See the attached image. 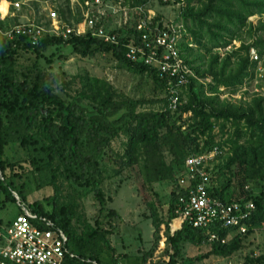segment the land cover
<instances>
[{
    "label": "trees",
    "instance_id": "trees-1",
    "mask_svg": "<svg viewBox=\"0 0 264 264\" xmlns=\"http://www.w3.org/2000/svg\"><path fill=\"white\" fill-rule=\"evenodd\" d=\"M152 1L128 3L130 7H143ZM158 1L165 6L182 5L181 16L192 39L189 43L196 48L190 47L185 34L179 48L194 77L181 88L180 103L174 110L170 109L168 95L170 80L157 67L127 59L130 38L113 45L91 34L45 36L37 43L27 35L14 40L0 37V209L6 208L8 202L17 203L16 195L31 204L35 215L47 219L68 237V249L74 257L69 255L66 264H118L111 236L118 232L121 218L108 207L103 189L108 176L101 159L112 164L117 159L120 167L114 174L121 175L123 170L133 174L145 200L154 192V185H169L165 226L170 232L178 220V185L187 160L215 148L225 152L228 147V151L226 157H219L221 162L211 172L209 195L243 207L253 203L256 210L245 222L249 232L243 235L221 226L196 229L182 223L169 236V261L158 264H178L182 244L211 246L212 251L205 257L222 259L240 254L251 235L262 237L264 245V97L239 105L220 99L221 89H230L234 94L246 79L254 78L257 65L251 61V50L264 59V0ZM254 17L260 19L257 25L250 21ZM140 19L136 13L135 20L126 27L128 37L136 35V44L143 34L135 31ZM163 22H154V26L162 29ZM244 33L252 43H243L241 50L221 58L218 52L242 40ZM63 51L85 59L111 56L147 75L158 90L167 94L163 110L144 112L140 111L144 101H118L111 83L90 76L79 78V89L74 94L73 84L57 86L47 67L61 59ZM122 135L127 142L125 154L120 156L113 142ZM14 149L22 156L11 161L8 151ZM38 176L45 177L42 185H49L55 192L50 211L42 202H28L26 187L41 185ZM60 178L93 193L100 205L94 225L84 223L81 233L76 228L80 205L76 199L62 203L57 186ZM161 225L156 223L157 233ZM211 235H217L219 240L212 241ZM258 250V254L246 257L245 264H264V247ZM148 258L151 257L146 255L142 264H147Z\"/></svg>",
    "mask_w": 264,
    "mask_h": 264
},
{
    "label": "rangeland",
    "instance_id": "rangeland-1",
    "mask_svg": "<svg viewBox=\"0 0 264 264\" xmlns=\"http://www.w3.org/2000/svg\"><path fill=\"white\" fill-rule=\"evenodd\" d=\"M11 1L3 0L0 3V37H2L1 33L20 25L35 24L42 26L47 31H52L53 27H57V33H60L64 31L65 26H70L73 29V26L78 28L84 24L82 20L83 10L80 5L74 3V0H21L23 5L18 10L11 5ZM115 2L114 0L108 5L115 7ZM130 3H128L129 6ZM181 6H165L161 5L158 0H154L146 6V14L152 23L157 22L155 24L159 25L160 22L164 21V23L177 24L186 30L181 16ZM140 7L131 6L129 8L128 26L135 20V9ZM53 13L57 14V18H53ZM123 18V14H118L115 17L110 15L106 19L109 30L118 28L117 24H120ZM259 20V17L250 19L255 25L259 23ZM185 34L189 38L188 43L191 42L190 34ZM243 43H252V39L246 33L243 34L242 40L235 41L231 47L219 51L218 54L220 53L221 58H224L241 50ZM189 44L190 47L195 48L193 44ZM62 55L61 59H58L51 67H47L57 86L73 84L72 92L74 94V90L79 89V78L90 76L111 83L118 96V101L123 102L128 99L144 101L145 105L140 108V111L143 110L144 112L163 110V99L166 98L167 94L160 89L158 90L154 81L147 75L133 71L111 56L98 55L85 59L67 51H63ZM255 57H259L257 51L251 50V61L257 65L254 78L246 79L244 86L234 94L230 89H221V101H229L239 105L251 103L258 97H264V59L256 61ZM207 83H211V80H207ZM207 96H211L210 92H207ZM222 135L224 136V134H220V136ZM126 142L127 137L125 135L113 142V148L118 155L125 154ZM227 151L228 147H226L225 152H219L211 160L212 169L221 162L219 161L221 155L226 157ZM8 156L11 161H14L22 155L19 150L14 149L8 151ZM104 160L101 159V163L106 166L108 177L103 184V189L108 207L117 211L121 218L117 222L118 232L111 236V245L114 248L113 257L118 261V264H142V259L146 255L151 257L148 258L147 264L169 261L172 254L170 244H168L169 236L174 235L182 226V223L177 220L172 225L170 232L166 230L165 222L168 221L167 214L170 203L169 185H154V192L148 195L145 200L139 194L133 174L123 170L121 175H115V171L120 167L119 161L116 159L112 164ZM44 178L38 176V183L41 185L30 184L26 187V193L28 202H42L50 211L53 208L55 192L49 185H42ZM58 183L62 203H70L76 199L80 205L77 213L79 217L76 223L77 230L80 233L85 230L84 223L94 225L100 210L95 195L87 193L77 185H70L63 178H60ZM16 197L18 198L17 203L8 202L6 208L0 209V220L4 224L14 222L19 216V206L22 199L17 195ZM46 198L49 200L45 201ZM156 223L162 224L159 233L155 230ZM262 228H264V224ZM259 247H264L262 237L251 235L244 243V248L240 254L232 258L222 259L215 256L205 257L212 251L211 246L195 247L190 244H182L181 258H179L178 264H245L246 257L259 253ZM200 258L201 260L198 261Z\"/></svg>",
    "mask_w": 264,
    "mask_h": 264
},
{
    "label": "built area",
    "instance_id": "built-area-1",
    "mask_svg": "<svg viewBox=\"0 0 264 264\" xmlns=\"http://www.w3.org/2000/svg\"><path fill=\"white\" fill-rule=\"evenodd\" d=\"M114 0H74L83 10V26L73 29L65 26L64 31L57 33V27L52 31L35 24L20 25L1 33L8 40L27 35L34 42L45 36L67 37L70 35L83 36L91 34L94 38L106 44L116 45L122 38H130L127 59L132 63L145 64L148 67H157L160 74L170 80L168 95L170 109L178 107L181 88L187 86L194 73L182 58L179 44L184 38L186 30L173 23H164L163 28L155 27L148 19L146 6L136 8L141 17L135 28L136 32L143 33L139 44L135 34L128 37L129 0H115V7L110 6ZM11 5L20 9L21 0H12ZM123 14L124 18L118 28L109 30L106 19L112 15ZM53 18L57 14L53 13ZM125 33L119 35V33ZM256 61L259 57H255ZM220 150L215 148L209 154L194 156L187 160L185 171L179 181L176 215L181 223H187L196 229H210L212 226H221L225 229H234L239 234L249 232L246 221L250 220L256 210L253 203L243 207L240 203H224L213 199L208 188L211 185V160ZM20 202V201H19ZM22 214L11 225L0 222V264H66L71 255L68 249V237L47 219L35 215L30 205L20 202ZM264 229V228H263ZM211 240H219L217 235H211ZM91 263V262H89ZM95 264V263H92Z\"/></svg>",
    "mask_w": 264,
    "mask_h": 264
}]
</instances>
